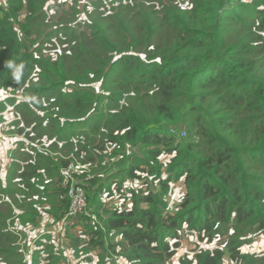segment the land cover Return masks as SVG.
Masks as SVG:
<instances>
[{
    "label": "trees",
    "instance_id": "obj_1",
    "mask_svg": "<svg viewBox=\"0 0 264 264\" xmlns=\"http://www.w3.org/2000/svg\"><path fill=\"white\" fill-rule=\"evenodd\" d=\"M51 1L0 6V92L12 105L26 97L15 110L21 133L55 140L35 148L18 191L0 194V264L68 261L42 240L26 258L10 230L16 218L35 219L33 205L50 204L57 222L68 211L59 185L67 162L46 150L91 166L93 179L81 182L89 213L73 219L81 237L70 233L72 221L65 226L75 258L91 264L99 251L97 264H166L186 231L204 247L180 264H264V254L245 251L264 236V0H97L81 11L74 0L73 20L56 29ZM45 44L61 51L48 57ZM182 128L185 138L171 133ZM97 158L118 171L107 185L92 168ZM174 182L183 194L172 214ZM123 187L130 205L107 209L101 195ZM219 238L224 246L209 248Z\"/></svg>",
    "mask_w": 264,
    "mask_h": 264
},
{
    "label": "crops",
    "instance_id": "obj_2",
    "mask_svg": "<svg viewBox=\"0 0 264 264\" xmlns=\"http://www.w3.org/2000/svg\"><path fill=\"white\" fill-rule=\"evenodd\" d=\"M5 93V95L1 93ZM0 92V102L9 101L12 99V96L8 92L2 91ZM17 99V98H16ZM18 104H20V101L22 99H17ZM25 100L23 99L22 103H24ZM12 105V104H11ZM6 108H3L0 111V194L5 189H8L10 192H13L12 190L18 191L17 184L19 183V175L23 172V170L28 166L27 164L32 159L34 155L35 148L41 149L43 144H46L47 146L52 145L54 141H50L51 139L48 138V136L43 135L41 141L38 140L39 135L38 134H31L30 137L26 136L24 133H21L19 131L20 128L23 127V124L21 123V117L14 112H4ZM3 112V113H2ZM21 123V125H19ZM30 131V130H28ZM35 140H33V139ZM23 143V144H22ZM48 155L59 153L58 151H48L46 150V153ZM73 154V153H70ZM99 161H101V158H97V162L93 163L92 168L96 170L95 175L99 177V179H102L101 184L107 185L109 178L113 176L114 172L117 173L118 171L113 170L114 172H110L111 170L105 168H100L98 166ZM86 165V164H84ZM104 167H106V163L104 162ZM129 182L130 187H132L134 184ZM100 184V185H101ZM139 186V185H135ZM106 194H102V201L106 205L107 209H115L110 208L108 204H106L109 200L113 198L106 197ZM1 199V198H0ZM39 198L38 196L35 198L37 201ZM30 202H23L18 203L19 207L23 210L29 209L37 210V214H34L35 219L33 220L29 218L19 217L13 220L14 225L11 227L10 230L19 233L23 240L25 245L32 244L35 240H39L43 242L44 246L48 245V240L45 236H52L58 233L62 232V230L66 229L65 225L63 228L60 226V222L55 221V219L49 214V211L51 209L50 204H40V205H33V208H29ZM1 205V203H0ZM127 206V205H124ZM16 208V216H19L21 214V211ZM125 208V207H123ZM120 209V208H118ZM27 213V212H26ZM30 214V213H27ZM62 228V229H61ZM36 241V242H37ZM34 242V244L36 243ZM34 251L36 249L41 250L44 249V246H38L37 243L34 245Z\"/></svg>",
    "mask_w": 264,
    "mask_h": 264
},
{
    "label": "rangeland",
    "instance_id": "obj_3",
    "mask_svg": "<svg viewBox=\"0 0 264 264\" xmlns=\"http://www.w3.org/2000/svg\"><path fill=\"white\" fill-rule=\"evenodd\" d=\"M8 1L9 0H0V6H2L4 8L7 7ZM94 2H97V0H77L78 8L80 11L83 9V6L85 4H87V6L89 8H92L93 7L92 4ZM104 3L108 4L109 1L104 0ZM50 4H51L50 6H52V9L50 11V17L48 19V22H53L51 24V29H56L57 28L56 25H58L60 23H63L65 21L70 22L73 20L74 16L71 15V10L72 9L77 10L76 6H75L76 3L74 0H52ZM183 4L186 6L185 3H183ZM60 6H62V7H60ZM108 7H110L109 4H108ZM89 10H91V9H89ZM92 10H93V8H92ZM81 19H84L83 15L78 16L72 25L77 26V23L80 22ZM43 39H44V37H42L40 39V41H43ZM48 46H49V44L44 45V48H46L45 55L48 57L49 56L50 57H56V52L61 51L60 48H58V47H56V50L49 51ZM97 91H98V93H101L99 87H97ZM1 94L5 95V93H3V92ZM26 96L31 97L29 94H27ZM24 98H26V97H24L20 93L19 99H22V101H23ZM19 101H20V104H22V101L21 100H19ZM17 105H18V100L15 102L14 105H11L9 102V99H7V101L0 102V111L3 108H6V110L4 112H7V111H10V112L14 111L15 112ZM182 131L186 132V129L182 128L181 130H176V133L179 134V136H180ZM185 137L181 136V138H185ZM126 186H130L129 183H127ZM172 186H173V192H172V195L167 198V201L169 204V208H168L169 212L174 214L177 212L178 206L181 203V198H182V194H183V188H182L183 186H182V182H174ZM132 188H134L136 190L139 189V187H137L135 185H133ZM123 190H124L123 195H116L113 199L109 200L106 203V204H108V206L110 208L118 209V208L125 207L124 205H126V204L128 206L130 205L131 194H129L127 192L128 189H126V187H123ZM101 199H102V197H101ZM70 225H71V229L69 231L71 234H73V237L76 239L81 237L80 234H82V232H80V230H81L82 226H80L79 224L75 225L74 221H72V223ZM57 231H58V233L53 235L54 238L51 236V240H48V245L55 243V245L58 247V250L59 251L62 250L64 252V255L68 259V261L65 264H88L86 262V260L88 259V256L84 257V256H81V254H79V256H80L79 258L74 257L75 256V253H74L75 246L72 243V240H73L72 237H68L67 232H65V230H62L61 233H59L60 232L59 229ZM87 240L88 239H86L84 237V240H83L84 242H80V245H83L82 247H85V243L87 242ZM36 241L37 240H35L34 242H36ZM122 242L124 243V241H122ZM224 242H225V239H223V241H222V239L219 238V240L216 242V244L214 246H210L209 248L223 247ZM116 243H119L121 245L120 239L117 238ZM33 247H35L34 244H33ZM201 247H204V244H202L198 241L196 235L190 234L189 232L185 231L181 235L179 249L177 250L176 254L173 256L172 259L167 260L166 264H180L181 260L183 258L193 259L194 253ZM245 251H246V253L249 252V253L264 254V236L255 239V241L252 244H250L249 247H247L245 249ZM98 255H99V251L91 252V254L89 256V258H91V260H92L91 264H97ZM118 262L119 263H117V264H126L122 259H119ZM61 264H64V263H61ZM107 264H115V259L111 258V260H107ZM194 264H195V262H194Z\"/></svg>",
    "mask_w": 264,
    "mask_h": 264
},
{
    "label": "built area",
    "instance_id": "obj_4",
    "mask_svg": "<svg viewBox=\"0 0 264 264\" xmlns=\"http://www.w3.org/2000/svg\"><path fill=\"white\" fill-rule=\"evenodd\" d=\"M172 134H177L176 130L171 131ZM186 136V132L182 131L180 134V138ZM52 157L56 158V160H64L67 162L65 166H62L59 171V185L63 189V198H67L69 200L68 211L64 216V219L60 222V226L68 225L73 219L81 216L87 215L89 213L88 201L85 190L81 187L82 177L86 176L88 180L93 179L92 170L90 165H83L77 157L68 156L63 157L60 154H53ZM2 199L5 196H1ZM72 219V220H71ZM69 220V222H68ZM94 220H97L96 217ZM18 245L22 248V251L26 255L29 249H34L33 244L29 246V248H25V243L20 234ZM31 252L29 262H31Z\"/></svg>",
    "mask_w": 264,
    "mask_h": 264
},
{
    "label": "clouds",
    "instance_id": "obj_5",
    "mask_svg": "<svg viewBox=\"0 0 264 264\" xmlns=\"http://www.w3.org/2000/svg\"><path fill=\"white\" fill-rule=\"evenodd\" d=\"M8 67H9V68H12V67H14V65L10 63V64L8 65ZM23 67H24L23 64L19 65V67L16 69V72L14 73V78H15L17 81H19V79H20L21 70L23 69Z\"/></svg>",
    "mask_w": 264,
    "mask_h": 264
}]
</instances>
